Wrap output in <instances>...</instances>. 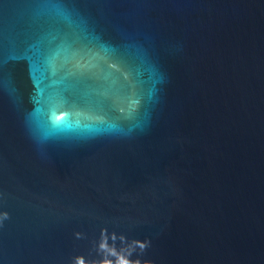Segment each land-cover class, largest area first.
<instances>
[{
  "label": "water",
  "instance_id": "obj_1",
  "mask_svg": "<svg viewBox=\"0 0 264 264\" xmlns=\"http://www.w3.org/2000/svg\"><path fill=\"white\" fill-rule=\"evenodd\" d=\"M0 264H264V0H0Z\"/></svg>",
  "mask_w": 264,
  "mask_h": 264
}]
</instances>
